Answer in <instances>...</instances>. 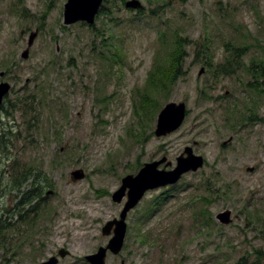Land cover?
I'll list each match as a JSON object with an SVG mask.
<instances>
[{"label":"rangeland","instance_id":"1","mask_svg":"<svg viewBox=\"0 0 264 264\" xmlns=\"http://www.w3.org/2000/svg\"><path fill=\"white\" fill-rule=\"evenodd\" d=\"M66 2L0 0V82L11 85L0 108V264H40L60 249L69 256L59 264H87L108 243L102 227L123 209L126 200H112L122 179L164 159L159 169L172 171L186 147L204 166L146 193L127 217L122 252L106 264H234L243 256L264 264V0H139L143 14L107 0L93 28L65 25ZM177 32L188 56L167 90L150 72L156 57L169 65ZM205 42L213 68L240 51L234 74L214 73L197 57ZM170 102L185 103L187 117L157 137ZM32 168L46 191L19 208L34 180L13 186ZM79 169L85 176L75 180ZM225 211L228 225L216 218Z\"/></svg>","mask_w":264,"mask_h":264},{"label":"water","instance_id":"2","mask_svg":"<svg viewBox=\"0 0 264 264\" xmlns=\"http://www.w3.org/2000/svg\"><path fill=\"white\" fill-rule=\"evenodd\" d=\"M104 0H67L64 5V23L65 25L75 24L77 22H85L93 24L95 16L102 6ZM125 7L129 9H141L142 4L139 0H130L125 3ZM37 36V32L31 34L28 49L22 54V58L27 59L29 56V48L33 45ZM203 72V71H202ZM10 85L8 83H0V105L3 103L4 97L9 93ZM187 114V106L185 103L170 102L164 106L158 114L155 134L157 137L169 135L176 131L184 122ZM186 155V156H185ZM165 162L164 160L147 163L136 175H128L123 178L121 187L113 194L112 199L115 203H122L127 198L124 208L120 213L119 219L108 221L102 228V235L110 237L105 247H99L96 253L88 255L85 260L89 264H106L108 254L118 255L124 246L128 213L134 209L143 196L149 190L165 187L177 183L183 174L197 171L204 164L203 157L196 156L191 147H186L184 153L177 159V167L172 171H160L158 167ZM75 180L84 177L82 170L72 173ZM230 211H225L217 215V220L224 225L231 223ZM60 258L64 259L69 256V252L65 249L58 251ZM57 257H51L47 261L40 264H58ZM121 264H125L124 261Z\"/></svg>","mask_w":264,"mask_h":264},{"label":"trees","instance_id":"3","mask_svg":"<svg viewBox=\"0 0 264 264\" xmlns=\"http://www.w3.org/2000/svg\"><path fill=\"white\" fill-rule=\"evenodd\" d=\"M106 2H107V0L104 3H106ZM121 2H122V4H124L125 0H121ZM107 5H108V3H107ZM109 7H110V5H109ZM108 8H106V5H104L101 7V9H102L101 11H103V10L107 11ZM137 11H140L138 13L143 14L141 12V10H137ZM178 35H179V32H177V34L175 36L176 37V41H175L176 43L174 44V49L172 51L173 53H172V57H171V61H170L169 65L168 66L167 65L160 66L159 64H160L161 57H156L154 64H153V69L150 72V74H151L150 78H149L150 81L159 83V85L162 88L167 89V90H170L173 87L174 83L176 82L177 77L180 75L181 71L184 70L185 59H184L183 66H181V61L183 59V56L184 55L188 56V52L186 50L184 51V44H183L184 41L187 42L188 39L184 38L185 40H183L180 37L178 38ZM160 40L162 42V49L165 50L167 47L166 40L165 39H160ZM105 42L106 41H104L103 43H105ZM203 46H204V48L197 49L196 55H197V57L200 56L202 58L205 65L208 64L207 66L209 69H213L214 73L221 72V73L227 74V75L234 74V72H233L234 67L232 66V63H236L237 59L239 58V53H240L239 50L234 49V53L231 54L229 59L227 57L225 64L213 68V64L210 63L213 61V56L211 53H209L210 52L209 43L205 42V44ZM114 57H115L113 59L114 62L117 65L122 66L121 56L118 54H115ZM231 59H232V62H231ZM204 60H208V62H206ZM136 93H138V90H136ZM143 103H144V106L147 103H149V101L146 100V97L143 100ZM245 119H248V118H245ZM32 120L36 121L37 119L35 117H33V119H30L28 121L25 120V122L28 124V128L30 127V129H31V124L34 123V122H32ZM34 125H35V123H34ZM6 137H7V135L4 134L2 139H5ZM2 139H0V143H1ZM2 141H5V140H2ZM37 170H39V169H37V168H32L30 170L24 169L19 174V177H17L18 179L15 180V185L13 186V189H18V190L22 187L23 184H25L29 179H31V177L34 180V183L31 185L32 190L30 192L24 193V195L21 196L20 199L17 201L18 202L17 206L19 208H21V206L29 205L31 203L32 198L35 199V198L41 196L46 191L45 190L46 189V181H43L40 183V180H41L39 178L40 174ZM39 183H40V185H39ZM164 200H166V198H164ZM164 200H161V199L157 200L156 206H158V205L161 206L160 204H162ZM35 208H37V207L31 208V210H28L27 214H24V215H26L28 217L32 212H36ZM19 214H21V211L19 212ZM21 218H23V215H21ZM250 259L251 258H249L247 256H243V257H240L234 264H258V261L252 262Z\"/></svg>","mask_w":264,"mask_h":264},{"label":"flooded vegetation","instance_id":"4","mask_svg":"<svg viewBox=\"0 0 264 264\" xmlns=\"http://www.w3.org/2000/svg\"><path fill=\"white\" fill-rule=\"evenodd\" d=\"M0 185H2V175H0ZM0 195H1V190H0ZM53 257V256H51Z\"/></svg>","mask_w":264,"mask_h":264},{"label":"bare ground","instance_id":"5","mask_svg":"<svg viewBox=\"0 0 264 264\" xmlns=\"http://www.w3.org/2000/svg\"><path fill=\"white\" fill-rule=\"evenodd\" d=\"M1 108V107H0Z\"/></svg>","mask_w":264,"mask_h":264}]
</instances>
